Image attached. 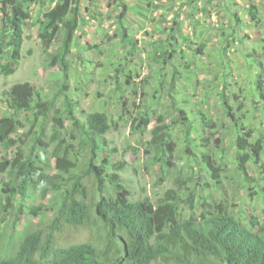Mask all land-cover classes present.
I'll list each match as a JSON object with an SVG mask.
<instances>
[{
  "label": "trees",
  "instance_id": "trees-1",
  "mask_svg": "<svg viewBox=\"0 0 264 264\" xmlns=\"http://www.w3.org/2000/svg\"><path fill=\"white\" fill-rule=\"evenodd\" d=\"M36 2L0 0V54L6 47L9 49L8 57L0 64L4 76L13 74L20 66L22 47L27 37L24 25L32 18ZM82 2L56 0L38 18L37 38L41 52L48 57L49 64L57 67L65 77L71 67L76 32L81 26ZM114 2L120 7L116 15V35L132 55L138 40L133 38L125 22L129 0ZM249 14L254 21L259 20L256 4L250 5ZM234 16L238 18V13L235 12ZM176 51L174 44H170V48L159 54L164 65L174 67ZM28 52L31 53V49ZM256 63L264 69V62L258 60ZM121 71L122 68H117L110 76L118 90L121 88ZM179 76L180 73L174 70L170 81L162 80L159 88H156V92L163 91V95L170 98L166 109L158 110L149 104L147 86L151 74H146L138 84L139 99L145 104L135 106V110L130 112V126L135 133L145 134L154 122L148 146L154 150L155 158L160 162L159 183L165 180L166 170L178 167L173 125H180L186 142L185 150L193 153L191 134L194 122L185 108L177 106L173 95ZM256 87L259 95L264 97V82L261 79L256 80ZM68 88L66 83L60 86L62 109L56 107L55 98L44 97L29 80L17 81L3 92L13 109L9 115H0V173L9 176L5 182L9 186L4 188L8 197L3 212L13 209L11 200L16 195L24 198L28 192L38 193L45 198L53 191L57 202L50 206L53 215L44 228L28 231L12 254L0 257V264H151L160 257H174L184 264H264V222L258 216L251 215L244 223L234 215L226 200H197L194 188L186 197L178 189L169 188L156 203L149 196L131 199V191L122 184L120 173L125 170L126 163L111 158L116 148L109 146L110 141L106 136L111 130H117L119 125L104 110L88 111L83 108L80 110L81 116L78 115L76 107L79 101L66 93ZM219 96L226 116L237 130L235 145L241 152L237 155L238 168L247 180H253L249 171L252 161L264 180V135L251 139L254 130L240 122L227 85L222 86ZM123 103L126 106L128 102L124 100ZM21 112L28 113L27 118L35 122L17 134L19 126L24 125L23 120L17 117ZM66 120L76 131L69 132L73 142L60 138L59 129L64 128ZM202 121L206 127L218 129L215 120L206 119L203 115ZM206 141L210 142L209 139ZM52 143L55 146L50 151ZM214 143L220 147L221 138L217 137ZM76 145L79 147L76 148ZM75 149L84 150L81 167L73 158ZM3 151L9 152L5 156ZM201 159L200 173L206 170L205 173L215 184L223 185V168L214 155L203 153ZM54 167L58 172H50ZM175 180L180 185L187 182L182 172L176 174ZM88 181L94 183L95 190L90 189ZM201 182L203 188L211 185L208 180L202 181V177L198 179V185ZM92 192H95L97 199L88 202L93 196ZM22 207L19 205V209ZM44 207L32 206L30 209L33 214H38ZM92 209L98 221L107 229L104 250L91 241L55 245V232L61 231L63 225H86ZM15 217H18L17 212ZM111 247L114 249L110 254L107 250Z\"/></svg>",
  "mask_w": 264,
  "mask_h": 264
},
{
  "label": "rangeland",
  "instance_id": "rangeland-1",
  "mask_svg": "<svg viewBox=\"0 0 264 264\" xmlns=\"http://www.w3.org/2000/svg\"><path fill=\"white\" fill-rule=\"evenodd\" d=\"M55 1L37 0L33 5L32 18L24 25L27 37L22 47L20 66L8 76H4L0 70V115L12 113L3 92L17 81H31L44 97L55 98L56 107L61 109L63 95L60 86L66 83L69 86L66 93L79 101L76 107L78 115L81 116L80 110L83 108L88 111L104 110L119 125L117 130H111L106 136L110 141L109 146L116 148L111 158L126 163L125 170L120 173L122 184L131 191V199L149 196L156 203L169 188L178 189L185 197L194 188L197 200L217 198L228 201L234 215L244 223L251 215L258 216L264 222V180L252 161L249 171L253 180H247L238 168L237 155L241 152L235 145L237 130L226 116L219 96L222 86L227 85L240 122L254 130L251 139L264 135V97L259 95L256 87L257 79L264 82V69L256 63L258 60L264 62V0H129L125 22L133 38L138 40L132 55L116 35V15L120 7L114 0H83L81 26L76 32L71 67L66 77L57 67L49 64L37 38L38 18ZM253 3L258 7V21H254L249 14V7ZM235 12L238 18L234 16ZM170 44H174L177 50L174 67L164 65L159 57L162 51L170 48ZM8 55L9 49L6 47L0 54V64ZM117 68L123 70L119 73L120 90L110 77ZM174 70L180 73L173 90L176 104L185 108L194 122L191 134L193 153L185 150L186 142L180 125H173L178 167L166 170L165 180L159 183L160 162L155 158L154 150L148 146L154 122L145 134L135 133L130 126V112L135 110V106L145 104L139 99L138 84L146 74H151L147 86L149 104L158 110L166 109L170 98L165 97L163 91L155 90L162 80L170 81ZM124 100L128 102L126 106ZM203 115L206 119L215 120L218 129L206 127L202 121ZM17 117L24 122L17 134L35 122L27 118L28 113H19ZM49 124L51 132L52 121ZM59 130L60 138L73 142L69 132L76 131L69 121L66 120L64 128ZM217 137L222 140L220 147L214 145ZM79 150L73 151V158L81 167L84 150ZM8 152L3 151V155L6 156ZM203 153L213 154L223 168V185L215 184L205 173L206 170L200 173ZM54 160L52 158V162ZM50 172L56 173L58 170L54 167ZM179 172L187 178L184 185L175 180ZM201 177L202 181L208 180L211 185L206 188L202 187L203 182L198 185ZM8 178L7 173H0V257L12 254L28 231L44 228L53 215V210L49 208L57 202L53 191L45 198L38 193L28 192L24 198L16 195L11 200L13 209L3 212L8 197L4 191L9 186L5 184ZM88 184L92 191L95 190L93 182L88 181ZM92 193L88 202L97 199L95 192ZM19 205L23 206L22 209H19ZM40 205L45 207L38 214H33L30 208ZM54 240L55 245L59 246L91 241L104 250L107 229L98 221L92 209L86 225H63L61 231L55 232ZM113 249L111 247L107 252L111 254ZM151 264L184 263L174 257H160Z\"/></svg>",
  "mask_w": 264,
  "mask_h": 264
},
{
  "label": "built area",
  "instance_id": "built-area-1",
  "mask_svg": "<svg viewBox=\"0 0 264 264\" xmlns=\"http://www.w3.org/2000/svg\"><path fill=\"white\" fill-rule=\"evenodd\" d=\"M79 66H80V64H79ZM12 110V112H13V109H11ZM21 113H26V112H21ZM13 149V148H12Z\"/></svg>",
  "mask_w": 264,
  "mask_h": 264
}]
</instances>
